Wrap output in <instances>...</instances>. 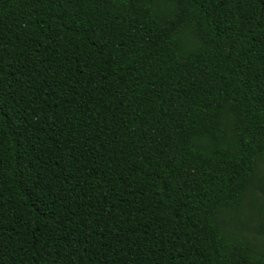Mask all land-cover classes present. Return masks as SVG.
Returning <instances> with one entry per match:
<instances>
[{"label": "trees", "instance_id": "1", "mask_svg": "<svg viewBox=\"0 0 264 264\" xmlns=\"http://www.w3.org/2000/svg\"><path fill=\"white\" fill-rule=\"evenodd\" d=\"M0 264H264V0H0Z\"/></svg>", "mask_w": 264, "mask_h": 264}]
</instances>
